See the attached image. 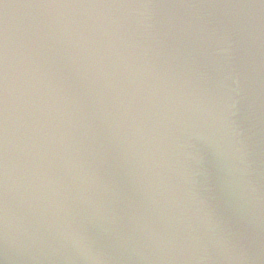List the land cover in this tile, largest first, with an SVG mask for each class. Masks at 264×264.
<instances>
[{"label": "water", "instance_id": "1", "mask_svg": "<svg viewBox=\"0 0 264 264\" xmlns=\"http://www.w3.org/2000/svg\"><path fill=\"white\" fill-rule=\"evenodd\" d=\"M0 264H264V0H0Z\"/></svg>", "mask_w": 264, "mask_h": 264}]
</instances>
